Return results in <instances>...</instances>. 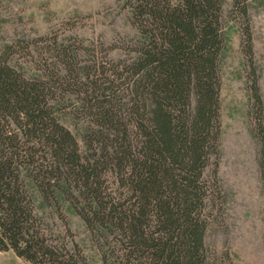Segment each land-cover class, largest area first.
I'll return each mask as SVG.
<instances>
[{
  "label": "trees",
  "instance_id": "16d2710c",
  "mask_svg": "<svg viewBox=\"0 0 264 264\" xmlns=\"http://www.w3.org/2000/svg\"><path fill=\"white\" fill-rule=\"evenodd\" d=\"M228 3L244 20L264 184L249 0H127L137 33L117 43L42 35L0 52L1 251L30 264H93L69 227L68 203L104 264H214L207 236L224 196L220 63ZM19 52L34 59V74L13 61ZM67 116L82 122L80 136ZM33 189L65 232L40 214Z\"/></svg>",
  "mask_w": 264,
  "mask_h": 264
},
{
  "label": "rangeland",
  "instance_id": "374dc122",
  "mask_svg": "<svg viewBox=\"0 0 264 264\" xmlns=\"http://www.w3.org/2000/svg\"><path fill=\"white\" fill-rule=\"evenodd\" d=\"M223 24L221 51L222 157L219 176L224 189L223 203L207 243L215 251L214 264H264V184L259 165L261 144L252 103L243 49V22L230 13L229 3ZM127 0H0V52L7 45L25 43L42 35L70 36L85 44L106 45L137 33L130 20ZM253 37V65L264 102V0H249L248 15ZM120 53L117 49L113 54ZM16 53L13 61L34 74V59ZM37 56H35L36 59ZM64 122L80 136L82 122L67 116ZM40 214L55 233L65 232L56 212L48 208L33 189ZM74 239L93 264H104L90 230L71 206L63 205ZM0 264H30L13 252L0 250Z\"/></svg>",
  "mask_w": 264,
  "mask_h": 264
}]
</instances>
